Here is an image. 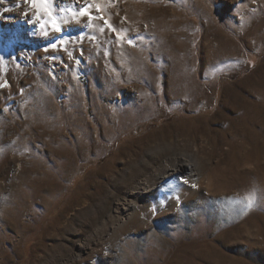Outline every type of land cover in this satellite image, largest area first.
Listing matches in <instances>:
<instances>
[{"label":"rangeland","instance_id":"rangeland-1","mask_svg":"<svg viewBox=\"0 0 264 264\" xmlns=\"http://www.w3.org/2000/svg\"><path fill=\"white\" fill-rule=\"evenodd\" d=\"M0 51V264H264V0H0Z\"/></svg>","mask_w":264,"mask_h":264},{"label":"bare ground","instance_id":"bare-ground-1","mask_svg":"<svg viewBox=\"0 0 264 264\" xmlns=\"http://www.w3.org/2000/svg\"><path fill=\"white\" fill-rule=\"evenodd\" d=\"M46 3V2H45ZM50 4V3H49ZM104 18V17H103ZM111 24V23H110ZM134 24H135V22H134ZM115 27V26H114ZM207 28V27H206ZM209 28V27H208ZM208 28H207V30H208ZM211 28V27H210ZM215 28V27H214ZM122 30H123V26H122V28H121ZM102 30V29H101ZM211 30V29H210ZM134 31H135V29H134ZM175 36H176V34H175ZM172 39H174V38H172ZM173 41V40H172ZM172 41H171V43H172ZM177 41V40H176ZM102 42V41H101ZM219 42V41H218ZM177 45V44H176ZM70 47V46H69ZM222 47V46H221ZM71 50V49H70ZM76 50V49H75ZM109 50V49H108ZM74 51V50H73ZM116 52V51H115ZM3 52H1L0 51V60L2 59V57H3V54H2ZM2 54V55H1ZM130 55H132V54H130ZM5 56V55H4ZM131 58V62H130V67L131 68H129L128 70H132L133 71V75L135 76V77H137V78H140V76L142 75H144V77H146V75H147V77H148V80H150V81H152V78H154L155 77V73L153 72V71H151L150 69H149V67H147L145 64L147 63L146 62V60L147 59H144V60H139L138 59V57L137 56H130ZM133 57V58H132ZM1 65V64H0ZM149 65V64H148ZM34 69V68H33ZM20 72H21V70H20ZM24 73V72H23ZM25 74V73H24ZM179 74V73H178ZM204 74V73H203ZM206 74V73H205ZM38 75V74H37ZM37 75H35V76H37ZM132 76V75H131ZM179 76V75H178ZM180 76H182V75H180ZM205 76V75H204ZM28 77V76H27ZM133 77V76H132ZM135 77H133V78H135ZM136 78V79H137ZM33 79V78H32ZM172 82V81H171ZM180 83V82H179ZM187 83H189V82H187ZM190 84V83H189ZM172 85V84H171ZM191 86V85H190ZM193 87V86H192ZM38 88V87H37ZM169 88V87H168ZM181 88V87H180ZM183 88V87H182ZM197 88V87H196ZM176 89V88H175ZM172 90V89H171ZM174 90V89H173ZM185 90V89H184ZM195 90V89H194ZM193 90V91H194ZM169 91V90H168ZM180 91V90H179ZM178 91V92H179ZM192 91V92H193ZM142 92V91H141ZM146 92H148V91H146ZM174 92V91H173ZM177 92V91H176ZM176 92H174V93H176ZM180 92H182V91H180ZM196 92V91H195ZM205 92V91H204ZM203 92V93H204ZM183 93H185V92H183ZM191 92H189V94H190ZM182 94V93H181ZM200 94V93H199ZM142 95V94H141ZM184 95V94H183ZM34 96V95H33ZM172 96V95H171ZM175 96V95H174ZM177 96V95H176ZM191 96V95H190ZM178 97H180L181 98V96H178ZM183 97V96H182ZM206 97V96H205ZM150 98V97H149ZM153 98V97H152ZM149 102V101H148ZM123 104H125V103H123V102H120V103H118V106H119V108L121 107V106H123ZM134 104V103H133ZM140 104V103H139ZM138 104V105H139ZM151 106H152V104H150ZM145 106H146V104H145ZM133 107V106H132ZM124 108H126V107H124ZM148 108V107H147ZM143 109L145 110V108L143 107ZM115 110V109H114ZM133 110V109H132ZM131 111V110H130ZM142 111V110H141ZM146 112H147V110H146ZM117 113H118V110L116 109L112 114H111V117L112 118H114V117H116V115H117ZM127 113V112H126ZM130 113V112H129ZM149 113V112H148ZM133 114H134V112H133ZM143 114V113H142ZM128 115V114H127ZM129 115H131V114H129ZM123 116V115H122ZM137 116V115H136ZM142 116V115H141ZM149 116V115H148ZM119 117H120V115H119ZM126 117V116H125ZM123 118V117H122ZM122 118H121V120H122ZM127 118V117H126ZM132 118V117H131ZM137 118H138V116H137ZM151 118V117H150ZM133 119H136V118H133ZM139 119V118H138ZM149 119V118H148ZM124 120H126V119H124ZM132 120V119H131ZM147 120V119H146ZM129 122H134V121H130V120H128ZM136 122V121H135ZM184 126V125H183ZM182 126V128H183V130H185L184 129V127ZM163 128V127H162ZM181 128V127H180ZM187 129V128H186ZM175 130V129H174ZM171 131L170 132V134L169 135H167V137H168V139L171 141L172 139H173V132H175V131ZM154 135V134H153ZM158 136H160L159 134H157ZM156 134H155V136H157ZM157 138H159V137H157ZM161 138V137H160ZM148 139H150V137H148ZM170 170L171 172H172V174H174V173H178L180 170H185V169H190V166L187 164V162L186 161H184V160H179V161H176L175 160V162H173V164H169V165H163V167H162V170L163 171H167V170ZM191 177H192V174L190 173L188 176H186V178L185 179H191ZM162 186V185H161ZM160 189V188H159ZM159 189H157V188H155V189H153L152 187H150L149 185H147V184H145V183H137L133 188H132V190H129L130 192H128V198L130 197V198H133V197H136V198H141V199H143L144 198V200L146 201V200H148V198L150 197V196H152V195H155V194H157L158 193V190ZM125 206L126 207H123V206H121V209H122V213L120 212V214H122L123 216H124V218H129L130 217V215L134 212V211H136L138 208H140V207H142L143 205H136L135 203H133V202H128V203H125ZM125 220V219H124Z\"/></svg>","mask_w":264,"mask_h":264},{"label":"snow or ice","instance_id":"snow-or-ice-1","mask_svg":"<svg viewBox=\"0 0 264 264\" xmlns=\"http://www.w3.org/2000/svg\"><path fill=\"white\" fill-rule=\"evenodd\" d=\"M26 2L33 4V6H35V4H36V0H26ZM25 15H27V13H25ZM237 203H245V201H237ZM254 203H255V197L249 196L247 198L246 207L250 208L253 206Z\"/></svg>","mask_w":264,"mask_h":264}]
</instances>
